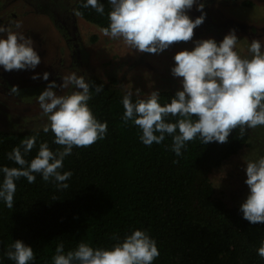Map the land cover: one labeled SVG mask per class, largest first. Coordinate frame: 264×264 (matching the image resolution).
Masks as SVG:
<instances>
[{
  "label": "clouds",
  "instance_id": "9594fccd",
  "mask_svg": "<svg viewBox=\"0 0 264 264\" xmlns=\"http://www.w3.org/2000/svg\"><path fill=\"white\" fill-rule=\"evenodd\" d=\"M108 25L101 28L104 36L121 40L137 52L160 53L172 43L189 41L194 28L204 22L202 0H107ZM196 5L201 15L191 19L187 9ZM82 7L105 15L102 0H83ZM31 37L22 30V22L0 24V66L4 71L33 70L41 62ZM174 77H180L182 87L170 100L161 103L158 90L143 98L127 90L122 97L125 123L131 121L141 130L140 141L151 146L171 137L170 151L181 157L187 143L199 139L203 144L225 143L232 129L239 126L241 135L247 129L264 126V42L253 39L246 52L240 50V39L230 30L217 42L214 38L194 42L191 50L182 49L173 57ZM48 81L49 73H33L32 79ZM61 84L49 81L36 96L47 122L42 131L54 133L53 143L62 146L55 150L47 141H37L39 131L25 137L20 145L8 152L7 158L16 166H0V202L13 208L16 181L26 178L36 181L39 174L44 181H53L57 188L67 189L73 175L63 170L65 158L74 147H88L104 139L108 131L106 121L94 115L90 82L85 75L71 72L61 77ZM72 89L58 94L54 89ZM103 85H96L97 93ZM11 93H18L13 85ZM172 119H169V118ZM37 148L30 159L26 157ZM178 161H174L176 163ZM245 184L248 194L240 204L243 218L252 224L264 223V155L245 160ZM264 258V240L257 249ZM4 255L15 264H32L33 248L17 239ZM160 255L156 240L147 230L134 229L111 247H93L80 241L66 250L63 241L56 244L52 264H153Z\"/></svg>",
  "mask_w": 264,
  "mask_h": 264
},
{
  "label": "trees",
  "instance_id": "16d2710c",
  "mask_svg": "<svg viewBox=\"0 0 264 264\" xmlns=\"http://www.w3.org/2000/svg\"><path fill=\"white\" fill-rule=\"evenodd\" d=\"M82 2L75 4L82 17L100 29L108 25L107 0H102L103 16L82 7ZM87 80L89 106L108 125L105 138L88 147H74L65 158L63 170L73 173L67 189L42 180L39 174L31 184L24 177L16 181L13 208L0 202V264H15L4 255L13 240L33 248L32 264H52L61 241L66 250L82 240L93 247H111L134 229L147 230L156 240L160 255L153 264H264L257 254L264 223L252 224L240 211L247 195L228 204L216 194L211 177L214 169L248 145V133L241 135L237 126L225 143L194 139L177 157L169 150L171 137L146 146L139 139L141 130L122 120L125 91L115 76L91 75ZM96 85H103V90L97 93ZM159 93L163 104L176 90ZM36 131L37 148L41 141L53 150L62 147L53 143L54 133L42 128L0 129V166H16L6 154Z\"/></svg>",
  "mask_w": 264,
  "mask_h": 264
},
{
  "label": "rangeland",
  "instance_id": "374dc122",
  "mask_svg": "<svg viewBox=\"0 0 264 264\" xmlns=\"http://www.w3.org/2000/svg\"><path fill=\"white\" fill-rule=\"evenodd\" d=\"M67 1V2H66ZM77 0H0L5 4L2 19L9 17L22 22L25 35L35 42L41 57L33 70L4 71L0 66V129L27 131L41 129L47 122L36 96L49 81L61 84V77L71 72L78 75L115 76L123 91L132 90L147 96L152 90H179L182 78L174 77L175 53L191 50L194 42L214 38L219 42L230 30L240 39V50L246 52L253 39L264 42V0H252L250 6L230 0H202L204 22L193 30L189 41L172 43L160 53L137 52L127 48L121 40L106 37L95 23L75 12ZM200 2V0H198ZM67 3L66 5H64ZM54 5L56 8L49 9ZM37 11V12H36ZM195 19L201 15L196 5L185 10ZM48 14V15H47ZM49 73L48 81L32 79L33 73ZM15 85L18 93H11ZM72 89L56 88L58 94ZM248 145L214 169L211 177L216 184V194L228 204H235L248 194L245 184V160L264 155V126L247 129Z\"/></svg>",
  "mask_w": 264,
  "mask_h": 264
},
{
  "label": "flooded vegetation",
  "instance_id": "af4514ba",
  "mask_svg": "<svg viewBox=\"0 0 264 264\" xmlns=\"http://www.w3.org/2000/svg\"><path fill=\"white\" fill-rule=\"evenodd\" d=\"M230 1H232L233 3H238V2H241V4H243V5H245V6H250L253 2H252V0H230ZM41 2L43 3L44 2V0H41ZM67 2V1H66ZM76 2V1H75ZM67 3H65L64 5H66ZM76 4V3H75ZM4 6H5V4H0V24H5V25H8V24H10L11 22H13L14 20L13 19H11V18H9V17H5L4 19H2L1 18V16H2V14H3V12H2V10L4 9ZM52 7H49L48 6V8L49 9H52L53 10V8H56L54 5H51ZM74 8H75V12L77 13V15H79V16H81L77 11H76V6L75 7H73V10H74ZM57 9V8H56ZM37 12V11H36ZM48 15V14H47ZM85 19V18H84Z\"/></svg>",
  "mask_w": 264,
  "mask_h": 264
}]
</instances>
